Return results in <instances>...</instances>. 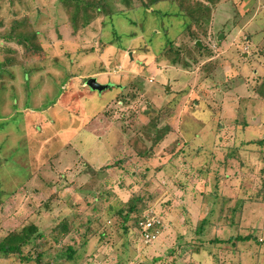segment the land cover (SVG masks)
Segmentation results:
<instances>
[{
    "label": "rangeland",
    "instance_id": "rangeland-1",
    "mask_svg": "<svg viewBox=\"0 0 264 264\" xmlns=\"http://www.w3.org/2000/svg\"><path fill=\"white\" fill-rule=\"evenodd\" d=\"M0 1L2 10L7 9L8 2ZM112 3L122 7L117 0ZM52 6L46 15H52ZM173 8L165 1L148 11L137 9L131 16L134 25L124 15L106 29L100 25L102 18L89 12L92 26L77 34L68 23L54 30L56 17H43L50 27L43 38L48 57L10 67L0 76V187L27 188L9 206L13 216L27 215L38 228L49 230L54 217L69 215L65 200L76 188L92 190L105 181L112 203L139 193L146 200L143 213L151 208L163 214L158 238L144 244L137 233L122 234L119 222L106 221L98 208L112 229L95 226L77 264H264V245L251 242H238L235 252L217 251L218 261L207 251L181 252L194 240V228L208 211L203 186V191L214 190L217 174L218 192L231 198L226 209L234 225L220 222V232L212 229L203 238L251 233L264 241V142L250 148L240 145L241 140L264 136V97L258 95L264 88V0H220L206 23L207 35L197 40L200 51L182 31L180 18L160 20L156 13ZM77 22L81 25V13ZM100 38H112L121 46L108 45L102 53L86 56L75 53L79 47L97 49ZM168 39L180 49L177 63L163 52ZM54 56L59 61H53ZM76 67L82 72L70 78L67 70ZM92 76L109 87L100 93L90 90L84 81ZM209 106L218 111L221 130L215 129ZM245 122L260 127L250 125L242 136L237 131ZM153 126L167 129L156 143ZM135 147H150L154 157L138 156ZM198 147L203 150L199 156ZM231 152L233 157L223 165ZM125 157L129 160L124 167L116 166ZM202 164L209 168L207 185L194 169ZM87 165L110 168L95 172ZM51 172H64L71 182L50 188L42 178H50ZM58 187L53 212H31L27 205H39L42 199L32 190L38 188L46 198ZM239 197L250 198L242 213ZM101 231H106L104 237ZM0 264L11 263L0 258Z\"/></svg>",
    "mask_w": 264,
    "mask_h": 264
},
{
    "label": "trees",
    "instance_id": "trees-1",
    "mask_svg": "<svg viewBox=\"0 0 264 264\" xmlns=\"http://www.w3.org/2000/svg\"><path fill=\"white\" fill-rule=\"evenodd\" d=\"M117 1L122 6L120 9L115 7L116 5H113L112 0H47L46 2L43 0H5V2H8L7 4H9L7 9L2 10L0 5V76L2 72H8V68L10 67H24L23 65L27 62H39L48 57L49 51L43 46L44 35L50 29V27H48L49 24L45 25L46 21L44 20L46 17H52V15H54V19L56 17L54 20V30H56L58 24L68 23L72 32L77 34L80 29L84 30L87 27L92 26L91 23L93 20L90 18L89 12H94L96 14V18L101 17L102 22H100V25L106 29V27H113L115 25L116 18L118 19L124 15L128 19V23L134 25L135 21L131 16L135 10L142 9L144 11H148V9H152L158 3L166 1L173 5L174 8L169 12L156 11V13L160 15L159 19L162 20L163 17L166 16H175L180 18L182 31L188 32L190 39L194 41V48L200 51L202 47L199 45L200 43L197 44L196 41L199 39L200 34L205 35L207 33L206 23L210 18L211 11L213 7L220 2V0ZM51 3H53V13L51 16H48L45 14V11L47 9L48 10L46 12L49 11V5ZM80 13L82 14V23L81 25H78L77 21ZM162 29L166 33V27L162 26ZM129 33L134 35L135 31L130 30ZM99 41L100 43L98 44L97 49H92L93 47H91L90 50H83V48L79 47L75 53L85 56L88 53H102L104 48L108 45H118L120 43L116 42L115 44L112 38L108 41H103L100 38ZM118 46L120 47L121 45ZM206 50L208 49L206 48ZM164 51L172 62H178L180 49L173 48L170 39L167 40V48H165L163 52ZM58 59V56H54L52 58L53 61H59ZM29 71L31 72V70ZM80 72H82V67L81 69L80 67H76L74 70L72 68H70L69 71L67 70V74L70 78L75 76L78 77ZM262 82L264 83V79H262L261 83ZM258 95L264 97V88L258 91ZM208 108H210V111L212 112L213 122L217 121V123H215L216 131L221 130V125L218 123L217 119L218 111L213 106H209ZM254 124L245 122L241 125L240 131L238 126L235 125L234 128H237V132L243 136L247 127ZM257 125L259 126L260 124ZM262 125H264V122H262ZM149 128L150 126L146 127V129ZM151 129L153 143H156V141L161 138L163 133L167 131V129L163 131H161V129L157 130L154 126ZM216 135L214 134L215 141L216 137L217 141H219L220 135H218V133H216ZM193 137L189 140L193 141ZM240 142L241 147L250 148L262 145L264 142V136L253 137L247 141L241 140ZM135 148L138 152V156L148 159L154 157L150 154V147L147 149H145V147ZM202 151V148L198 147L196 152L197 156H199ZM233 155L234 153L232 152L230 155L228 154L225 157L223 165H225L226 160H229V158L233 157ZM128 158L129 157H125L120 161H117L116 166L123 168L124 163L129 160ZM84 165L86 164L83 163V166ZM106 166L107 165H103L98 168H94L87 165L86 167H90L93 171L99 172L100 170L110 168H105ZM194 169L195 172H198V174H200L204 179L202 180L204 185H207V173L209 172L208 165L202 164L200 167H194ZM32 176H34V174L29 175L27 177L28 180L26 179V181H30L29 179H31ZM42 181L50 188H53L56 185L71 182L64 172L58 174L51 172V177L46 179L42 178ZM244 181L245 180L242 179V186L245 185ZM118 182L120 183L119 180ZM106 185L107 183L105 181L92 190H89L84 186L76 188L71 197L65 200L68 208L70 209L69 215H58V217H54L53 221H55V223L49 230L38 228L37 225L29 221V217L27 215L24 216L17 214V216H13L12 212L9 211L11 209L9 206L13 205L15 202L13 201L15 196L22 193V190L26 189L25 185V187H22V190L17 189L13 191H6V189L0 187V189H2V191L0 190V258L7 259L11 264H77V257L88 243V238L93 236L96 232L95 226H101L104 228L103 230H109V228L112 229V227L108 226L107 223L103 222L104 219L109 220L110 223L117 220L120 224V228H122V234L124 235L128 232L130 234H133L134 232L139 235L138 225L144 217L143 212L147 210V205L145 204L146 200L144 199L143 194L132 193L125 201L118 200L115 203H112V195L106 188ZM218 185L219 178L217 174L214 190L207 192L203 191V189H206L203 186L202 201L206 203L208 211L206 215L197 222L194 228V240L188 241L187 247H184L181 252L189 251L191 254L198 255L207 251L214 260L218 261L219 253L217 251L222 252L223 249H225L226 254L229 252H235L238 242H251L258 247L264 245L263 240L259 241V239L251 233L246 235L230 234L226 238L219 237L217 234H214L213 237L208 240L203 238L204 234L212 229L215 230V233L220 232V222H224V226L226 227L234 225L232 222H229V213H227L229 211L226 209L231 198L218 192V190L220 191V189H218ZM59 190L60 188L58 187L51 195H49V197L45 198L40 193V190L35 188L32 190L33 195L39 198L42 197V199L39 205L28 204L27 206H32V209H30L32 210L31 212H33V210L49 213L53 212V202L57 201ZM260 190L261 194H263L264 180H262L260 184ZM26 193H28V191ZM3 194H6L5 197H3ZM240 199L242 202V213V209L246 207V203L250 200V198L244 199L241 197ZM98 208H101L103 211L104 219L98 211ZM149 211L151 214L156 215L160 219L161 223H163V214H157L156 210H152L151 208ZM105 233L106 231H101L100 237H104ZM261 242L263 243L261 244ZM120 264H128V262L122 260L120 261Z\"/></svg>",
    "mask_w": 264,
    "mask_h": 264
},
{
    "label": "built area",
    "instance_id": "built-area-1",
    "mask_svg": "<svg viewBox=\"0 0 264 264\" xmlns=\"http://www.w3.org/2000/svg\"><path fill=\"white\" fill-rule=\"evenodd\" d=\"M143 219L139 222L138 232L140 238L144 244H150L154 242L159 234L162 227L160 219L147 211L143 215Z\"/></svg>",
    "mask_w": 264,
    "mask_h": 264
},
{
    "label": "water",
    "instance_id": "water-1",
    "mask_svg": "<svg viewBox=\"0 0 264 264\" xmlns=\"http://www.w3.org/2000/svg\"><path fill=\"white\" fill-rule=\"evenodd\" d=\"M222 34H220L219 38H222ZM197 44H199V41H197ZM200 45V44H199ZM129 56L131 58V53H129ZM85 86L89 87L90 90L92 91H97V92H102L103 90H105L106 88L109 87V84H102L100 82L97 81L96 77H89L86 81H85ZM168 89V88H167Z\"/></svg>",
    "mask_w": 264,
    "mask_h": 264
},
{
    "label": "crops",
    "instance_id": "crops-1",
    "mask_svg": "<svg viewBox=\"0 0 264 264\" xmlns=\"http://www.w3.org/2000/svg\"><path fill=\"white\" fill-rule=\"evenodd\" d=\"M27 189V188H26Z\"/></svg>",
    "mask_w": 264,
    "mask_h": 264
}]
</instances>
